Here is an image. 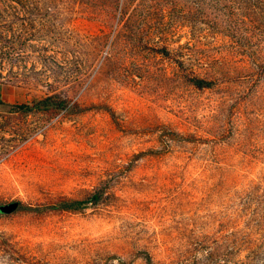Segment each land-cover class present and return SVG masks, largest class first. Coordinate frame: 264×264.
Wrapping results in <instances>:
<instances>
[{"label": "rangeland", "instance_id": "374dc122", "mask_svg": "<svg viewBox=\"0 0 264 264\" xmlns=\"http://www.w3.org/2000/svg\"><path fill=\"white\" fill-rule=\"evenodd\" d=\"M100 189L0 264H264V0H0V205Z\"/></svg>", "mask_w": 264, "mask_h": 264}, {"label": "trees", "instance_id": "16d2710c", "mask_svg": "<svg viewBox=\"0 0 264 264\" xmlns=\"http://www.w3.org/2000/svg\"><path fill=\"white\" fill-rule=\"evenodd\" d=\"M218 1V0H216ZM190 83L194 85V87L197 88H205L209 87L211 85V81L204 80L202 78L198 77H191L189 79ZM74 108L78 109L79 111L85 110L86 108H80L78 104L74 103ZM14 108L20 110L23 113H28L34 110L37 111H55L60 112L63 110L68 109L67 101L66 99L54 96V95H48L43 98H40L38 100L33 101L30 104H21L18 106H15ZM175 134V133H172ZM104 193V189H100L99 191H95L93 194H91L86 199H70V198H59L54 203L48 206H31V205H25L23 203H19V206L17 209L20 210H29L34 212H44L48 210H54V211H78V209L84 208V206L90 204V205H97L102 197V194ZM144 257L147 261H149L148 254H144Z\"/></svg>", "mask_w": 264, "mask_h": 264}, {"label": "water", "instance_id": "95a60500", "mask_svg": "<svg viewBox=\"0 0 264 264\" xmlns=\"http://www.w3.org/2000/svg\"><path fill=\"white\" fill-rule=\"evenodd\" d=\"M19 203L17 201L10 202L8 204L0 205V212L5 214L12 213L18 208Z\"/></svg>", "mask_w": 264, "mask_h": 264}]
</instances>
